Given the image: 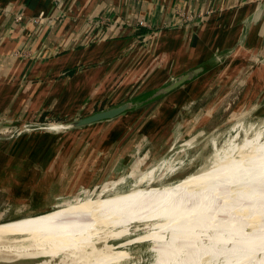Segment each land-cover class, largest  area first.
<instances>
[{"label":"crops","instance_id":"1","mask_svg":"<svg viewBox=\"0 0 264 264\" xmlns=\"http://www.w3.org/2000/svg\"><path fill=\"white\" fill-rule=\"evenodd\" d=\"M181 14L195 16L184 21ZM231 47L224 62L203 75L225 68L231 78L223 84L224 97L217 98L216 87L185 118L178 105L186 100L170 98L175 90L122 115L158 105L139 119L136 139L126 148L63 145L83 129L19 131L43 119L69 120L83 105L129 86L130 95L139 96ZM243 58L253 62L245 65ZM252 100L264 105V0H0V213L52 209L82 189V181H90L85 190L103 184L93 180L105 176L101 157L111 149L114 174L119 161L123 167L131 162L127 155L138 150L130 147L145 137L153 141L150 151L136 162L150 165L178 140L200 132L198 120L211 119L224 104Z\"/></svg>","mask_w":264,"mask_h":264},{"label":"bare ground","instance_id":"2","mask_svg":"<svg viewBox=\"0 0 264 264\" xmlns=\"http://www.w3.org/2000/svg\"><path fill=\"white\" fill-rule=\"evenodd\" d=\"M260 133L173 184L148 192L131 188L132 195L126 198L90 200L0 224V259L115 264L125 254L111 253L90 239L108 224L127 228L141 222L142 229L148 230L145 237L154 241L151 264H264V138Z\"/></svg>","mask_w":264,"mask_h":264},{"label":"rangeland","instance_id":"3","mask_svg":"<svg viewBox=\"0 0 264 264\" xmlns=\"http://www.w3.org/2000/svg\"><path fill=\"white\" fill-rule=\"evenodd\" d=\"M244 62L245 65H249L253 60L243 58V63ZM228 68L227 70L231 69ZM225 71V68H222L218 74L208 73L206 76H201L198 80L185 83L176 90L177 92L170 95L172 100L181 99L180 103L183 99L184 101L186 100L185 103L178 105L179 111H181V113L184 112L185 118L190 115L192 116V113L196 112L198 108L202 106L204 97L215 92L214 90L216 87L218 89L220 88V90L216 92L217 98H219V96H225L226 91H224L223 84H225L227 79L231 78ZM239 81L240 80L237 82L239 83ZM237 82H235V85H238L236 84ZM237 89L239 88L237 87ZM237 89H235V92H237ZM131 91L132 89L129 86L124 88L123 91L121 90L120 94H113L110 92L109 95L100 101L95 103L89 102L86 106L83 105L79 109V115L76 114L69 120H74L81 116L129 100L134 97L130 95ZM208 91L211 92L208 93ZM211 97H213V94ZM190 99L197 100H192L189 105L187 104L184 106ZM247 102L246 105L243 104L242 106L236 107H233L234 105L232 103L229 106L227 105L226 109L224 108V104V106L218 108L215 112L216 115H213L211 119L205 121L198 120L195 124L201 127L202 130L200 132L191 133V136L189 135V137H183L178 140L172 147L167 149L165 155L153 158L155 161L153 160V163L151 162L150 165L144 166L136 162L140 160L141 156H144L146 150L150 151V145L153 141L150 142V140L145 137H142L143 139L139 141L137 140L136 143L139 142L137 146L133 144L130 147L131 150H138V152L134 151V154L132 152L131 156L127 155L131 162L123 167L122 160L119 161L116 166L120 168L115 170L114 174L110 169L114 163H116V161H114L116 156L112 155L113 149H111L110 152L106 154L103 153L105 155L101 157H104L102 160L103 162L101 161V165L106 167L105 176L102 178L95 177L93 180L94 183L98 182L103 184H100L98 187L89 185V189L85 190L84 188L87 187V183L90 181H82V189L79 188L72 197L64 202L58 203V206L43 213L36 214V212H32L36 210L30 208L15 210L9 208L2 214L0 213V224L10 223L15 219L23 218V216L47 215L49 212H57L70 205H76L90 200H99L100 202L103 200L112 201L118 198H126L132 195L130 194L131 188H140L143 189L144 192H148L152 188H161L163 185L173 184L188 175L198 173L207 168L214 161L215 157H222L225 153L229 154L233 145H239L245 140H249L256 132L262 131V133H260V138H264V105L259 106L254 103V100H252V103ZM157 106L156 104L153 108L143 109L122 116L115 121H103L92 124L85 127L81 132L78 131L67 137L63 145H83L94 149V151L97 150V147H100L104 152H106L111 145L119 144V147L122 149L126 148L129 140L136 139V128L142 121L139 119L153 113ZM167 107L168 105L163 107V112L166 111ZM176 107L177 105L175 104L173 109ZM83 109H85V111H83ZM64 121L65 119L61 120L59 118L43 119L42 122H44V124L19 128V131L25 132L27 128H32V130L42 129L45 131L60 132L62 130L60 124ZM54 124L57 126L52 127ZM15 127L18 129L17 126ZM193 128L194 126L192 128L188 127V130L192 131ZM111 131H115L114 134H112V136L114 135L113 137L107 134V132ZM104 132L106 133L104 134ZM132 137L135 138L133 139ZM117 141L119 143H113ZM57 143H59V141ZM108 171H111V174L109 177H106ZM7 207H10V204ZM28 213L31 214L25 215ZM142 226L143 224L141 222L131 223L127 228L108 224L101 228L103 232L98 233L90 240L97 242L99 247H101L100 245L105 246L111 253H124L125 255L120 258L121 260L119 259L115 264H151L155 258V252L152 249L154 241L145 237V233H147L148 230L144 231L145 229H142ZM58 258L59 257L56 259Z\"/></svg>","mask_w":264,"mask_h":264},{"label":"water","instance_id":"4","mask_svg":"<svg viewBox=\"0 0 264 264\" xmlns=\"http://www.w3.org/2000/svg\"><path fill=\"white\" fill-rule=\"evenodd\" d=\"M232 51V47L224 51H218L212 57H207L202 62L176 73L157 87L150 89L139 96L132 97L129 100L114 106L92 112L91 114L81 116L74 120H65L60 124V128H62L61 131L84 129L85 127H88L92 124L103 121H111L124 114L136 111L140 107L143 108L144 106H147L161 97L179 89L185 83L198 80L210 69L218 64L223 63L225 58L228 57ZM54 260L57 261L56 258H54ZM40 261V258H16L11 260L0 259V264H36Z\"/></svg>","mask_w":264,"mask_h":264},{"label":"built area","instance_id":"5","mask_svg":"<svg viewBox=\"0 0 264 264\" xmlns=\"http://www.w3.org/2000/svg\"><path fill=\"white\" fill-rule=\"evenodd\" d=\"M196 15H198V14H196ZM181 16L183 17L184 21H187V20H190L192 17H194L195 14H186V15L181 14Z\"/></svg>","mask_w":264,"mask_h":264},{"label":"trees","instance_id":"6","mask_svg":"<svg viewBox=\"0 0 264 264\" xmlns=\"http://www.w3.org/2000/svg\"><path fill=\"white\" fill-rule=\"evenodd\" d=\"M43 121V120H42Z\"/></svg>","mask_w":264,"mask_h":264}]
</instances>
